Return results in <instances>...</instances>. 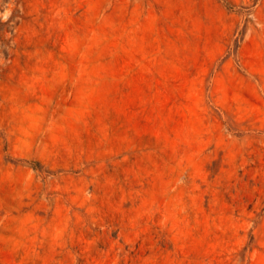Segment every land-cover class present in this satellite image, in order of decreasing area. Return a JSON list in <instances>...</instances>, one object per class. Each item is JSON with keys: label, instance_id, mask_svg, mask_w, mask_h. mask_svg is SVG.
<instances>
[{"label": "rangeland", "instance_id": "obj_1", "mask_svg": "<svg viewBox=\"0 0 264 264\" xmlns=\"http://www.w3.org/2000/svg\"><path fill=\"white\" fill-rule=\"evenodd\" d=\"M0 264H264V0H0Z\"/></svg>", "mask_w": 264, "mask_h": 264}]
</instances>
